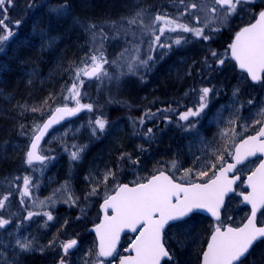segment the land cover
Wrapping results in <instances>:
<instances>
[{
    "label": "rangeland",
    "instance_id": "obj_1",
    "mask_svg": "<svg viewBox=\"0 0 264 264\" xmlns=\"http://www.w3.org/2000/svg\"><path fill=\"white\" fill-rule=\"evenodd\" d=\"M61 1L64 2L63 5L68 4L72 7L77 5L81 9L88 10L100 0ZM119 1H122L124 6L130 3L128 8L132 14L125 15L120 24V28H125L126 33H131L130 38L111 44L108 54L98 51L97 56L103 55V60H98L97 63L103 66L111 62L122 71L127 70L129 61L136 59L137 56L146 59L148 55H151L153 60L148 62L147 68L141 66L135 74L127 73L126 76H121V79L117 80H113V75L107 69L104 71L107 75L100 74L103 76L101 82L110 84L114 81L113 87L115 86L114 93H116L117 101L114 96L112 99L134 109L135 107L148 109L157 103L163 104L166 102L164 97L175 95L176 103L160 109L166 112L167 117L178 113L176 104L183 106L190 98L193 101L198 100L197 109H199L202 88L194 90L192 86L199 82L205 83L203 85L211 90L207 104L199 115L193 116L201 120L203 127L201 131L196 132L198 135L193 136L190 145L187 143L190 151L189 157L193 161L191 163L176 162L164 157L151 163L154 166L165 165L163 168L165 171L169 167L167 172L172 174L178 182H204L213 177L216 170L230 160L237 142L254 134L264 123V83L255 86L245 75L237 71L229 55L230 47L227 48L228 45L224 44L221 36L223 31L235 35L244 25L251 23L259 13L260 7H264V0H255V3L245 0V2L238 3L223 23L220 18V6L216 5L214 0H196L197 2L187 0L185 6L181 5L182 3H174L173 0H160L153 5L149 0ZM35 2V0H12L11 6L8 7L9 12H7L16 16L19 11L30 9ZM158 9L162 10L159 12ZM157 15L164 19L155 21ZM133 19L135 23L130 24L129 20ZM165 20L173 21L176 30H169ZM180 24L189 28H200L202 35L197 37L191 31L184 32L179 27ZM161 27L165 28L164 34L160 37L161 42L168 46L161 48L155 45L150 50V45L155 35L160 34ZM212 30L215 32L211 33ZM12 32L11 29L6 28L5 32L0 33V37ZM13 37L14 34H11L8 40H0V46H4ZM176 39H180L181 42L176 44ZM215 41H217L216 44H214ZM99 44H101L99 39L95 38L92 49L100 50ZM0 51H6V48H0ZM213 52L217 54L215 57L212 55ZM92 56L89 58L91 66ZM220 59L224 60L223 64L219 63ZM104 60L108 63H104ZM91 66H88L85 71H89ZM84 76L83 73V79L78 80L77 83L80 93L78 99L81 104H85L87 99L91 98L90 95L102 87L98 86L97 78L87 81ZM69 96L74 101L72 107H75L77 98H73L71 94ZM136 110L140 111V109ZM192 110L195 111V107ZM91 117V114H85L81 119L66 124L52 133L41 149V153L52 161V166L49 165L41 171L37 169L30 171L31 174L26 177L29 183L25 185L23 180L21 193L17 199L19 202L14 203L17 210L7 208L6 211L0 213V219L9 221L3 228H0V264H12L13 262L20 264L23 256L38 254L37 247L40 248L41 241L48 238L54 240L56 251L59 254L55 259V264H61L62 259L65 264H105L98 257L95 238L85 228L84 219L89 217L93 221L91 226L100 219V202H97L100 192L98 193L99 189L96 188V184L110 174L108 173L110 172V161L117 151L113 150L111 141H117V135L123 132L124 126L122 122H118L120 120H117L95 136L90 129ZM171 118L158 122V128H163L166 120L172 122ZM142 120L144 121V118ZM177 123L165 126L164 130L160 129L159 140L161 142L168 135L170 136L169 142L175 141V135L179 132ZM130 140L131 138L124 146L130 145L132 142ZM3 143H0V163L8 155L14 156V162L20 158L22 153L26 157L29 143L26 145L17 141ZM135 143L137 147H133L132 152L139 149L141 144L136 141ZM135 143L133 141L134 145ZM68 145L75 146L74 151L83 148V151L79 152V159L83 162V158L87 157L80 167L62 166L59 163L62 157L68 156L71 159V153L74 151ZM150 157L151 155L147 156L144 164H136V168L132 169L130 184L143 182L150 176L149 171L153 167H147L148 164H146ZM220 157H223V161ZM254 166L255 163H252L243 169L242 174H248ZM188 169L192 171L189 173ZM158 170H155L153 174ZM201 171H206L207 175L201 177L199 175ZM126 173L127 171L124 174ZM124 174L118 173V176H111V183L106 191H114ZM78 177L83 178L87 183L79 187L77 181L75 182ZM13 185L14 182L12 184L9 179L0 182V190H2L0 200H6L7 197V200L12 202L8 195ZM76 198H80L79 204L73 206L71 200H76ZM75 210L80 211L81 215L75 214ZM29 213L33 215L29 217ZM45 213L51 214L53 219L49 221ZM247 216L246 210L240 207V200L232 198L224 214L226 221L239 225ZM260 222L264 223V213L260 216ZM12 223L15 224L17 232L10 231ZM215 228L216 226L211 221L197 216L171 227L166 236V244L177 260L168 264H200L201 253L208 236ZM11 239L29 242L31 250L22 251L17 243L12 246V243H9ZM73 239L77 241V244L65 254L63 245ZM129 242L130 239H126L125 246ZM249 259V264H264V242L254 249Z\"/></svg>",
    "mask_w": 264,
    "mask_h": 264
},
{
    "label": "trees",
    "instance_id": "obj_2",
    "mask_svg": "<svg viewBox=\"0 0 264 264\" xmlns=\"http://www.w3.org/2000/svg\"><path fill=\"white\" fill-rule=\"evenodd\" d=\"M35 1V4L30 9L19 11L16 16L8 13V8L6 19L3 24H0V33L5 32V29L8 28L13 31L11 34H14L11 41L9 40L4 46H0L1 49L6 48V51H0V143H5L6 141H17L25 145L29 143L37 132V129H39L53 109L62 105L71 107L74 105L73 99L69 96L71 94L69 89L73 83H78L77 72L80 73L79 80L83 79L82 74L88 66H91L89 62L90 56L97 55L98 51L108 54L111 45L109 42L116 43L121 39H129L131 34L126 33L125 28H120L125 15L132 14L128 8L129 2L126 6L119 7L117 2L119 0H100L99 2H95L93 8L85 11L84 9L80 10V17L86 18L85 24L80 28H75L74 23H65L63 25L53 23L41 17L42 15L46 16L54 13L51 9L61 7L62 11L56 14L62 13L67 17L73 18L78 14L75 6L72 7L67 4L66 10H63V6L65 5H63L64 2L61 0ZM157 1L160 0H149L152 5L157 3ZM189 1L195 2L196 0ZM46 2L51 3V8L47 7ZM173 2L182 3L181 5L185 6L187 0H173ZM76 7L80 8L77 5ZM262 8L264 7L261 6L260 10ZM161 10L158 9L159 12ZM214 32V30L211 31V33ZM93 34H96V36L93 37ZM221 36L224 39V44L228 45L227 48L230 47L234 35L223 31ZM95 38H98L101 43L99 44L100 50H96V48L92 49V43H94ZM93 67L94 65L92 64L91 68ZM117 68L119 67L111 62L109 65L105 64L101 68V75L108 69L113 75V80H117L129 73L127 70L123 69L120 71ZM101 75L96 79L98 86H102L96 91L99 93L96 94L95 92L90 95L91 98L89 97L90 99H87V102H85L86 100L83 101L85 104L92 105V110L85 113L92 116L90 119V129L92 130L94 121L97 118L105 119L107 121L106 126H109L117 120H120L118 122H122L127 117L129 121L127 124L123 123V133L128 139L131 138L130 141L132 142L128 146L115 148L117 151L110 161L109 176L96 184V188L99 189L98 193L100 192L97 202L100 203L107 195L113 193V190L106 191L110 186L111 176H118V173L124 174L127 171L126 174L122 175L118 183L119 185L129 183V179L133 173L132 169L136 168V164H144V159L149 155H151V159L149 158L146 164H148L147 167L152 166L153 168L150 170L152 171L151 173L149 171L150 176L148 178L154 175L155 170H163L165 165L154 166L151 163L157 162L164 158V156L170 158L172 161L188 163L187 158L190 153L188 145L192 142L193 136L198 135L196 132L201 131L203 127L202 123H200L201 120H198V118L189 117L188 121L179 119L182 113L193 107L197 111L198 106H194L195 104L190 106L191 101H193L192 98L186 100L183 106L176 104L178 113L171 116L172 118L168 117V119L171 118L172 122L166 120L164 125H161L163 128H160L164 130L165 126L168 127L178 122L179 132L175 135V141L169 142L170 136H165L163 142L166 145L161 142L162 148H159L161 151L154 149L152 146L153 142L160 141L159 133L161 131L157 123L163 121L159 120L158 117L156 118V112L159 109L146 113L141 110L138 111L131 106H126L124 103L115 102L117 100L115 99L116 93H114L115 86L113 87L114 81H111L110 84L101 82L103 78ZM203 84L205 83L199 82L197 85L199 88H203L206 86ZM207 86L210 87L208 84ZM101 90L108 91L103 92ZM112 96H114L115 101L112 99ZM126 111L128 115L125 114ZM142 118H144V121ZM124 124L126 125V129ZM188 125L190 127H186ZM148 129H152L151 133L148 132ZM96 131L95 136L100 134L98 129ZM133 141L134 143L136 141L141 144L139 149H135L132 152L131 149L137 147V143L134 145ZM68 147L73 151L75 150V146L68 145ZM7 157L0 163V170L5 172L6 181L9 179L12 184L14 182L12 191L8 195L9 199H12V202L7 200L6 197L4 207L0 208V213L4 210L6 211L7 208L17 210L14 203L18 204L19 202L17 199L19 193H21V184L24 178L31 174L30 171H34L35 169L44 170L52 162L48 159L47 164L40 167L30 165L24 153L15 162L13 160L14 156L8 155ZM86 157H82L83 162L86 160ZM59 160V163L63 160L65 161L62 166L73 165L80 167L83 164L81 159L77 161L72 158L69 159L68 156L62 157ZM132 163H134V166H132ZM166 169L169 171L170 168ZM102 191L103 193H101ZM6 201L11 203H7ZM75 212V214H80V211L77 212L75 210ZM72 215L74 216V214ZM91 223L93 221L89 217L84 219L87 231L93 226H91ZM15 227V224L12 223L10 231L12 232ZM15 241V239H11L9 243H12V246H14L17 243ZM36 256L37 254H27V256L21 258L23 260L21 263L43 264L44 261L38 260ZM176 260L174 258L172 263ZM249 261L250 259L248 258L242 264H249ZM12 264H17V262H13Z\"/></svg>",
    "mask_w": 264,
    "mask_h": 264
},
{
    "label": "snow or ice",
    "instance_id": "obj_3",
    "mask_svg": "<svg viewBox=\"0 0 264 264\" xmlns=\"http://www.w3.org/2000/svg\"><path fill=\"white\" fill-rule=\"evenodd\" d=\"M245 2V0H214L216 5L220 6L221 23L228 18V16L235 10L238 3ZM247 2L255 3V0H247ZM12 4V0H0V24H3L6 19L7 9ZM226 6V7H225ZM66 5L63 10H66ZM54 13L62 11L61 7L51 9ZM139 15V14H138ZM256 22L244 27L235 37V42L230 46L231 55L238 63L239 67L246 71L253 81L259 78V74L264 73V8L257 14ZM163 17L157 15L155 21H161ZM169 30L175 31L173 21L165 20ZM129 23H135V19L129 20ZM95 27V26H89ZM179 27L184 32L191 31L193 35L199 37L202 35V29L189 28L184 24ZM165 28L159 29V35H155L152 46L158 45L163 48L168 46L161 42L160 37L164 34ZM8 35L0 37V40H8ZM95 35V34H93ZM207 37H205L206 39ZM180 39H176L175 43L179 44ZM215 57L217 54L212 53ZM98 60H103V55H93L91 61L94 65L92 71H85L84 75L89 77L97 76L101 71L102 64L97 63ZM153 60L151 55L147 58H139L130 60L127 65L129 73L135 74L137 69L141 66L147 68L148 62ZM104 63L108 61L104 60ZM219 63L223 64L224 60L220 59ZM104 75H107L105 72ZM80 73L77 72V79L79 80ZM71 96L76 99V106L69 108H57L55 111L57 115L53 116L43 127L37 129L39 134L34 135L31 142V150L27 152V162L31 165L33 160L43 161L46 157L37 154L38 143L41 141L46 131L54 122H59L65 115H75L82 109L92 110L91 104H81L78 97L80 95L77 84L73 83L69 89ZM211 90L204 87L200 90V106L197 111L189 109L182 113L179 117L182 121H188L189 117L199 115L207 104V98ZM251 103V101H249ZM107 121L105 119L97 118L92 126V134H96L98 129L100 132L105 130ZM190 127V125L186 126ZM152 129H148L151 133ZM264 127L258 130V135H253L239 144L236 148L235 159L236 163H240L243 156L255 155L257 151L264 153ZM83 151L81 147L78 151L71 153L73 160L79 159V152ZM223 161V157H220ZM174 166V165H173ZM236 164L228 163L226 167H221L219 174L214 178L204 183H190L188 186L174 182L170 175H165L160 172L158 175L151 176L143 183H138L134 187H129L127 184L121 185L116 190L114 195L106 198L104 201L105 219L104 223L97 226L96 231L100 236V256H110L115 251V245L119 237V233L125 228L136 232L139 228V236L133 250L136 255L128 257L121 261V264H161L163 257L171 259L169 252L165 249L162 243V232L169 222L178 223L184 221L189 213L196 209H204L210 212L217 220L220 219L219 209L223 204L224 197L231 192L232 185L235 183L234 179H230L227 173L232 171ZM189 173L191 169L187 170ZM201 177L207 175L206 171L199 173ZM107 177H105L106 179ZM25 185L29 183L28 178L24 179ZM248 187L251 192L243 196L246 203L251 205V216L248 218L246 224L242 227H227L222 230L217 226L211 234L210 240L207 243V249L202 253V264H242L241 258L248 253L254 241L264 238V226L257 227L255 217L260 208H264V162H261L250 176H248ZM95 189L93 190V193ZM6 199V198H5ZM4 207V200H0V208ZM111 209L112 215L109 216L108 210ZM33 213H29L31 217ZM47 219H53L51 214L45 213ZM9 221L0 219V228H3ZM77 244L75 239L70 240L63 245L65 254L68 250ZM18 247L22 251L31 250L29 242L17 241ZM61 264H65L63 259Z\"/></svg>",
    "mask_w": 264,
    "mask_h": 264
},
{
    "label": "water",
    "instance_id": "obj_4",
    "mask_svg": "<svg viewBox=\"0 0 264 264\" xmlns=\"http://www.w3.org/2000/svg\"><path fill=\"white\" fill-rule=\"evenodd\" d=\"M256 19H258V16L256 17ZM256 19H255L254 22H252L251 24L255 23V22H256ZM251 24H249V25H251ZM249 25H247V26H249ZM247 26H244V27H247ZM244 27H243V28H244ZM243 28H241L237 33H239ZM236 35H237V34H236ZM236 35H235L234 38H233L232 44L235 42V37H236ZM232 44H231V45H232ZM230 55H231V47H230ZM231 57H232V55H231ZM232 60H233L234 63L236 64V67H237L238 71L241 72V73H243V74H245V75L248 77V80H249L253 85L261 84V83L264 81V73L259 74V78H258L256 81H253V80L251 79V77L249 76V74H248L246 71L242 70V69L239 67L238 63L235 61V59H234L233 57H232ZM92 69H93V68H92ZM92 69L89 70L88 72L92 71ZM100 73H101V71L97 74V76H98ZM97 76H91V77H89V76L85 75L84 77H85L86 80H88V81H92V80H94L95 78H97ZM64 107H65V106H59V107H57V108H64ZM67 107L72 108V107H70V106H67ZM57 108H55V109L51 112V114L46 118V120L43 122V124L46 123L49 119H51L53 116L57 115V113H56V111H55ZM86 111H87V109H82V110H80L79 112H77L75 115H72V116H67V115H65V117H64L62 120H60L59 122H54V123L49 127V129L46 131V133H45V135L43 136V138L41 139V141H39V143H38V149H37V154H38V155H42V156H44V155L41 153V148H42V146L45 144V142L47 141V139L49 138V136L52 134V132H53L54 130H56L57 128H59V127H61V126H63V125H66V124H68V123H70V122H72V121H74V120L79 119L81 116H83V114H84ZM43 124L40 126V128L43 127ZM262 127H264V124L261 126V128H262ZM40 128H39V129H40ZM36 134H39L38 131H37ZM36 134H35V135H36ZM253 135H258V131H257L255 134H253ZM253 135H250V136H248V137H246V138L240 140V141L236 144V146H235V148H234V151H233V155H232L231 161L228 162V163L236 164V167H235L232 171H230V172L227 173L228 178H230V179H234V180H235V183L232 185V189H233V190H232L231 192H229V193L224 197L223 204H222V206H221L220 209H219V216H220V219L217 220L215 217H213V216L211 215L210 212H207V211L204 210V209H196V210H194L193 212L189 213L188 217H186L184 221L188 220L189 218H191V217H192L193 215H195V214H198V215H201V216H204V217L210 218V219H211L212 221H214V222H220V221L222 220L223 212H224V210H225V207H226L227 201H228V199H229L231 196H233V194L235 193V190H236V186H237V185L240 183V181H241V175L237 174L238 169H240L242 166H245V165L248 164L250 161L256 160V159H258V158H262V161H261V162H264V153H261V152L257 151V152L255 153V155H251V156H243V154H242V158H241L240 163H236V159H235L236 148L239 146L240 143L243 142V140H245V139H247V138H249V137H251V136H253ZM260 139L264 140V137H261ZM31 142H32V141H31ZM29 150H31V143H30V145H29V147H28V149H27V152H28ZM26 155H27V153H26ZM44 157H45V156H44ZM46 162H47V158L43 159V161H39V160H35V159H34L33 162H32V164L45 165ZM261 162H260V163H261ZM228 163H226V164H225L224 166H222V167H226ZM259 165H260V164H259ZM259 165H258L256 168H258ZM256 168L253 170V172L256 170ZM220 169H221V168H220ZM220 169L217 170V172H216L215 175L219 174V170H220ZM163 172H164V171H163ZM159 173H160V172H159ZM159 173H157V174H155V175H158ZM164 174H165V175H170V174L167 173V172H164ZM251 174H252V173H251ZM251 174H250V175H251ZM250 175H248V176H250ZM170 176H171V175H170ZM248 176H247V178L245 179L244 188L247 189V190L249 191L248 193H250V192H251V188L248 187ZM171 177H172V176H171ZM172 178H173V177H172ZM213 178H214V177H213ZM149 179H150V178H149ZM174 182H176V183H180V182H177V181H175V180H174ZM196 183H201V182H196ZM203 183H204V182H203ZM180 184H183L184 186H188L190 183H188V184L180 183ZM122 185H124V184H122ZM127 185H128L129 187H134V186H136L137 184H136V185H130V184H127ZM120 186H121V185H120ZM120 186H119V187H120ZM119 187H117L116 190H118ZM116 190H115L114 193H112L111 195H114L115 192H116ZM248 193H247V194H248ZM247 194H243V195H241V200H242V202H241V207H248V208L250 209V215H249V217H248V218H250V216H251V205L248 204V203H246V202L244 201V199H243V196H244V195H247ZM111 195H110V196H111ZM110 196H108V197H110ZM108 197H107V198H108ZM104 201H105V200H103L102 203H101L100 206H99V211H100V213H101V217H100L99 222H98L96 225H94L93 227L90 228V231L94 234V236H95V238H96L97 252H98V254H99V248H100V236H99V234L97 233L96 228H97L98 225L104 223V219H105V212H104V208H103V206H104ZM262 211H264V208H260V209L257 211L256 217H255V221H254V222L256 223L257 227H262V226H264V225H262V226H259V225H258L259 215L262 213ZM107 214H108L109 216L112 215V211H111V209L108 210V213H107ZM248 218H247V220L245 221L244 224L247 223ZM181 222H183V221H181ZM178 223H179V222H178ZM174 224H177V223L169 222V225H166V226H165V229H164L163 232H162V243L164 244L165 249L169 252V255H170L171 259H169L168 257H163V258L161 259V264H165L166 262L172 261V259H173V257H172V255H171L170 251L168 250V248H167L166 245H165V234H166V232L168 231V229H169L172 225H174ZM244 224H243V225H244ZM243 225H242V226H243ZM242 226H240V227H242ZM227 227H229V226H227ZM227 227H226V228H227ZM226 228H225V229H226ZM222 230H224V229H222ZM139 231H140L139 228L137 229L136 232H132L130 229L125 228L123 231H121V232L119 233V237H118L117 242H116V245H115V251H114L110 256H106V257H105V256H100V255H99V257H100L102 260H104V261H110V260L114 257V255L117 253V251L119 250L123 238H124L126 235H132V236L135 237V241H134V243H133V244H135L136 241H137V238H138V236H139ZM210 237H211V236H210ZM209 240H210V238H209ZM262 241H264V238H260V239H257L256 241H254V243H253V245L250 247L248 253H246L245 256L241 258V261L243 262L245 259H247V258L249 257V255L251 254V252L253 251V249L255 248V246H256L258 243L262 242ZM208 242H209V241H208ZM133 244H132V245L126 250V255L123 256V257L120 259V261L118 262V264H121V261H122L123 259L128 258V257H134V256L136 255L135 251L133 250ZM206 249H207V245H206V247H205V251H206ZM201 264H202V257H201Z\"/></svg>",
    "mask_w": 264,
    "mask_h": 264
},
{
    "label": "bare ground",
    "instance_id": "obj_5",
    "mask_svg": "<svg viewBox=\"0 0 264 264\" xmlns=\"http://www.w3.org/2000/svg\"><path fill=\"white\" fill-rule=\"evenodd\" d=\"M118 2V7L119 6H123L124 5V3L122 2V1H117ZM47 3V2H46ZM51 3L49 4V3H47V7H49V8H51ZM80 7V6H79ZM75 10H77V15L75 16V17H73V18H70V17H67L66 15H63L62 13L61 14H56V13H51V14H49V15H46V16H41L42 18H45V19H47V20H49V21H51V22H53V23H60V24H63V25H65V23L66 24H69V23H74V27L75 28H80L81 26H84V24H85V20H86V18L85 19H83V18H81L80 17V10H83V9H81V8H78V7H75ZM85 11V10H84ZM87 35L89 36V34L87 33ZM91 36V35H90ZM110 44H113V43H115V42H109ZM34 49H36V48H34ZM236 67V66H235ZM236 69H237V67H236ZM237 71H238V69H237ZM239 72V71H238ZM241 73V72H240ZM241 74H243V73H241ZM244 75V74H243ZM251 83V82H250ZM198 83H196V84H194V86H192L193 87V89L194 90H196V89H200L199 87H198V85H197ZM141 94H142V92H141ZM164 98H166V102H163V104H161V103H157V104H155V105H153V107H149L148 109H142V108H137V107H135L136 109H140L141 111H143V112H146V113H150V112H153L154 111V109H161L162 107H168L169 105H171V103H176L175 102V100L176 99H174L175 98V95H172V96H167V97H164ZM172 99H174V101L172 100ZM196 103V105L198 106V101L197 100H195L194 102L193 101H191V104H190V106H193L194 104ZM131 105H134V104H131ZM196 105H194V106H196ZM157 111L156 113V118L158 117V119L159 120H165V119H168V117H167V114H166V112H164V111ZM128 112L126 111V115H128L127 114ZM128 121H129V119H127V117L122 121V123H125V124H127L128 123ZM42 125V124H41ZM37 133V132H36ZM35 133V134H36ZM34 134V135H35ZM34 135H33V137H34ZM52 135V134H51ZM50 135V136H51ZM50 136H49V138H50ZM32 137V138H33ZM48 138V139H49ZM48 139H47V141H48ZM117 141H111V143H112V146H113V150L116 148V147H119V146H124V145H127L128 144V141H129V139H128V137L123 133V132H120L119 133V135H117ZM31 141H32V139L30 140V142H29V145H30V143H31ZM46 141V142H47ZM46 142H45V144H46ZM148 142H150V141H148ZM3 144H5V143H3ZM151 145H152V143H150ZM29 145H28V147H29ZM153 148L154 149H156V150H159V148H162V144H161V141H159L158 142V140L156 141V142H153ZM159 151H161V150H159ZM26 153H27V150H26ZM164 157H166V156H164ZM193 160L190 158V157H188L187 158V162L188 163H191ZM47 162H48V159H47ZM65 161L63 160L62 162H60L61 164H63ZM47 164V163H46ZM45 164V165H46ZM45 165H36V166H40V167H42V166H45ZM67 166H69V165H67ZM70 167V166H69ZM166 172L165 170H161V171H158V172H156L155 174H157V173H159V172ZM77 173V172H76ZM4 174H5V172H2L1 170H0V182H2V181H4L5 180V176H4ZM131 179H129V181H130ZM77 181V183H78V185H79V187H82V185H85L87 182L85 181V180H83V178H81V177H78V179H76L75 180V182ZM127 184H129V183H127ZM120 185H122V184H120ZM119 186V185H118ZM71 193L69 192V195H70ZM69 198H70V196H69ZM78 200H80V198H76V200H71L72 201V205L73 206H76L77 204H79L78 203ZM13 231L15 232H17V228H13ZM88 232L89 233H91L89 230H88ZM206 245H207V242H206ZM206 245H205V247H206ZM205 247H204V250H203V252L205 251ZM38 248V254H37V256H36V258H38V260H43L44 261V263L43 264H55L54 262H55V259L59 256V254L57 253V251H56V245H55V243H54V240L53 239H51V238H48V239H43L42 241H41V243H40V248L39 247H37ZM202 252V253H203ZM202 253H201V257H202ZM58 260H56V262H57ZM10 264V263H9ZM17 264H19V263H17ZM22 264V263H21ZM42 264V263H41Z\"/></svg>",
    "mask_w": 264,
    "mask_h": 264
},
{
    "label": "flooded vegetation",
    "instance_id": "obj_6",
    "mask_svg": "<svg viewBox=\"0 0 264 264\" xmlns=\"http://www.w3.org/2000/svg\"><path fill=\"white\" fill-rule=\"evenodd\" d=\"M260 128V127H259ZM258 128V129H259ZM260 159H257L256 161H254L255 162V166L257 165V164H259L260 163ZM244 176H243V178H242V182L240 183V184H238V186L236 187V192H235V194H234V196H232V198H238L239 200H240V196L242 195V194H245V193H247L248 192V190L247 189H245L244 188ZM231 198V199H232ZM230 199V200H231ZM228 204H229V202H228ZM242 209H245L246 210V212L249 214L250 213V210L248 209V208H242ZM226 211H227V209H226ZM247 218V217H246ZM246 218H245V220H246ZM244 220V221H245ZM244 221L241 223V224H239V225H234L233 223H231V222H228V221H226V219H225V217L223 218V220L220 222V223H214L213 222V224H214V226H219V227H221V228H225L226 226H234V227H239L240 225H242L243 223H244ZM259 224H262V223H259ZM264 224V223H263ZM211 235V234H210ZM210 235L208 236V239H209V237H210ZM207 242H208V240H207ZM257 247V246H256ZM123 251V250H122ZM122 251H120L119 253H120V255L122 256V255H124V253L122 252Z\"/></svg>",
    "mask_w": 264,
    "mask_h": 264
}]
</instances>
